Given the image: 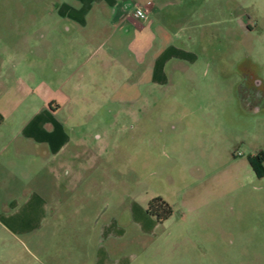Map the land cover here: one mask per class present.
Wrapping results in <instances>:
<instances>
[{"label":"rangeland","instance_id":"obj_1","mask_svg":"<svg viewBox=\"0 0 264 264\" xmlns=\"http://www.w3.org/2000/svg\"><path fill=\"white\" fill-rule=\"evenodd\" d=\"M153 2L178 4L163 24L186 29L178 45L195 75L131 103L144 66L101 64L65 31L88 2L0 0V143L22 145L0 178V264H94L100 248L131 264H264V176L249 163L264 153V0ZM45 105L85 141L48 161L55 175L23 135ZM32 194L53 217L42 248L3 220ZM157 197L173 214L144 233L132 206ZM113 219L124 236L101 241Z\"/></svg>","mask_w":264,"mask_h":264},{"label":"crops","instance_id":"obj_2","mask_svg":"<svg viewBox=\"0 0 264 264\" xmlns=\"http://www.w3.org/2000/svg\"><path fill=\"white\" fill-rule=\"evenodd\" d=\"M82 1L88 2L86 4L87 10L79 13L78 18L82 25H76L77 22L74 21L72 26L67 27L65 30L69 34L74 33L73 42L78 43L84 50H89L91 57L94 53L100 52L99 59L101 60L99 63L108 67L113 64L128 65L130 62L131 64L133 62L138 66H144L136 77L135 81L138 84L133 83V88L126 90L125 95L129 98V102L135 103L143 98L145 91L148 92L150 88H166L172 75H180L186 80L188 78L191 80L195 75L193 65L196 59L190 57L178 45L180 34L185 33L186 29L176 25L172 26L174 27V30H172L163 24L166 23L167 11L174 9L178 4L157 5L153 2L156 0ZM137 10L145 12L146 19L135 18L133 12ZM90 18L93 19L91 20L92 26L89 25ZM88 25L91 28L94 27V30L90 28L92 30L90 33H95V39L87 35ZM109 27H111V30L107 31L106 29ZM77 33L83 35H79L77 38L75 37ZM102 35H105V37H102ZM120 38H123L122 42H120ZM101 39L102 41L98 42ZM124 41L125 52L118 54L115 49L117 50L118 46H121ZM106 45L110 46V50H104ZM59 110H61L59 106L45 105L34 121L25 128L23 134L25 139L34 143L38 149L34 158L41 162L45 161L47 166L50 167L52 175H55L56 169L48 161L53 163L54 158L64 155L70 144L85 143L82 139H74L72 131L69 132L65 124L56 120V114ZM20 146H22L21 143L18 144L16 139L7 141L4 144L0 143L2 148L0 178L3 169L7 171L15 169L14 161L6 153L9 150L17 152L21 149ZM66 164L65 161L61 162L58 168H64ZM45 167L42 168L45 169ZM10 203L13 204L12 209H14V212L5 215L4 225L15 236L20 235L21 238H25L33 246L42 248L45 238L50 240V237H52L40 233L44 222L46 223L53 218L52 216L50 218L51 207L46 198L41 194H32L23 201L12 200ZM132 211L135 220L144 228V233L155 230L159 225L147 214L146 208L133 205ZM115 229L118 232H113ZM120 231L122 233V230L117 227V222L113 219L108 231L105 232V235H101L99 239L101 241L103 238L111 239L114 237L120 239L125 234L124 231L120 234ZM63 252L66 256L69 255L70 247H67L66 251ZM108 257L109 253L100 248L98 258H96L94 264H131L123 256L115 258V261H109Z\"/></svg>","mask_w":264,"mask_h":264},{"label":"trees","instance_id":"obj_3","mask_svg":"<svg viewBox=\"0 0 264 264\" xmlns=\"http://www.w3.org/2000/svg\"><path fill=\"white\" fill-rule=\"evenodd\" d=\"M249 163L258 177L264 176V153L250 157ZM146 212L157 224H164L173 214L170 204L160 197L152 199L147 204Z\"/></svg>","mask_w":264,"mask_h":264},{"label":"built area","instance_id":"obj_4","mask_svg":"<svg viewBox=\"0 0 264 264\" xmlns=\"http://www.w3.org/2000/svg\"><path fill=\"white\" fill-rule=\"evenodd\" d=\"M133 16L135 18L141 19V20L146 19V13L143 11H140V10L134 11Z\"/></svg>","mask_w":264,"mask_h":264}]
</instances>
